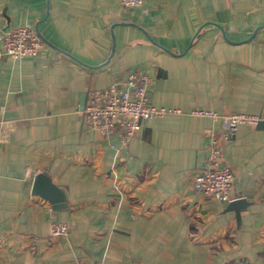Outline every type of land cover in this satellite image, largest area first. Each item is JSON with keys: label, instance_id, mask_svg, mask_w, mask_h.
I'll use <instances>...</instances> for the list:
<instances>
[{"label": "crops", "instance_id": "0c3cea01", "mask_svg": "<svg viewBox=\"0 0 264 264\" xmlns=\"http://www.w3.org/2000/svg\"><path fill=\"white\" fill-rule=\"evenodd\" d=\"M23 24L41 47L0 59V264H264V120L221 144L230 201L192 187L223 116L264 113V0H0V35ZM134 69L167 112L125 143L89 129L86 91ZM42 170L67 207L32 193Z\"/></svg>", "mask_w": 264, "mask_h": 264}, {"label": "built area", "instance_id": "2783aa9c", "mask_svg": "<svg viewBox=\"0 0 264 264\" xmlns=\"http://www.w3.org/2000/svg\"><path fill=\"white\" fill-rule=\"evenodd\" d=\"M124 8H137L143 0H116ZM41 47V39L29 24L6 29L0 35V59L7 56L20 59L35 56ZM150 84L148 75L140 70L128 71L125 76L103 88H90L86 91L82 108L83 119L89 129L102 132L105 136L115 133L125 143L139 130L142 123L156 115L167 112L163 107H156L149 102L147 88ZM198 114L212 115V111L198 110ZM223 131H210L208 153L202 167L194 174L192 187L202 194L220 201H230V189L233 180L231 168L222 162L221 144L226 141L239 125L254 126L264 120V113L251 115L230 113L223 116ZM51 235H64L67 225L53 221L50 224ZM94 264H104L96 261Z\"/></svg>", "mask_w": 264, "mask_h": 264}, {"label": "water", "instance_id": "95a60500", "mask_svg": "<svg viewBox=\"0 0 264 264\" xmlns=\"http://www.w3.org/2000/svg\"><path fill=\"white\" fill-rule=\"evenodd\" d=\"M81 109L84 104V97L80 100ZM32 193L39 194L47 199L54 209H62L67 207L63 192L59 187L52 183L50 176L46 170H42L34 177ZM237 202L228 203L231 207H236Z\"/></svg>", "mask_w": 264, "mask_h": 264}]
</instances>
